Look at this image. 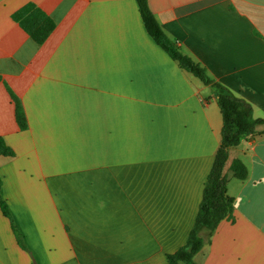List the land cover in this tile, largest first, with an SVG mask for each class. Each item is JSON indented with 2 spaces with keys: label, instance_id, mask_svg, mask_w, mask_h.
Listing matches in <instances>:
<instances>
[{
  "label": "crops",
  "instance_id": "crops-1",
  "mask_svg": "<svg viewBox=\"0 0 264 264\" xmlns=\"http://www.w3.org/2000/svg\"><path fill=\"white\" fill-rule=\"evenodd\" d=\"M56 25L42 45L12 13ZM166 35L264 119V0H148ZM0 264H165L192 229L221 139L213 89L149 36L135 0H0ZM9 87L20 99V129ZM231 219L193 264H264V134L229 151ZM200 234L207 235L203 229Z\"/></svg>",
  "mask_w": 264,
  "mask_h": 264
},
{
  "label": "trees",
  "instance_id": "trees-1",
  "mask_svg": "<svg viewBox=\"0 0 264 264\" xmlns=\"http://www.w3.org/2000/svg\"><path fill=\"white\" fill-rule=\"evenodd\" d=\"M138 11L149 36L165 51L177 65L210 86L216 96L221 111V139L216 150L212 168L203 188L199 209L194 225L186 242L175 252L166 256L165 264H193L195 255L210 242V235L224 219H231L233 198L227 194L228 173L238 180L247 178V168L238 159H230L229 151L243 140L264 134V119L254 118L252 108L243 99L234 95L227 87L212 80L206 69L192 58L182 53L177 43L170 39L159 25L149 8L148 0H135ZM12 19L27 33L36 45H42L55 28V21L34 3H27L12 13ZM0 80H2L0 76ZM15 107V118L19 128L27 127V118L18 96L7 87ZM0 156L14 157L15 151L0 136ZM2 181L0 179V189ZM0 209L11 223L12 231L18 245L27 250L22 234L15 225L9 208L0 194ZM206 229L207 235L200 231Z\"/></svg>",
  "mask_w": 264,
  "mask_h": 264
},
{
  "label": "water",
  "instance_id": "water-1",
  "mask_svg": "<svg viewBox=\"0 0 264 264\" xmlns=\"http://www.w3.org/2000/svg\"><path fill=\"white\" fill-rule=\"evenodd\" d=\"M33 264H36L35 262H33Z\"/></svg>",
  "mask_w": 264,
  "mask_h": 264
},
{
  "label": "rangeland",
  "instance_id": "rangeland-1",
  "mask_svg": "<svg viewBox=\"0 0 264 264\" xmlns=\"http://www.w3.org/2000/svg\"><path fill=\"white\" fill-rule=\"evenodd\" d=\"M36 263V262H35Z\"/></svg>",
  "mask_w": 264,
  "mask_h": 264
}]
</instances>
